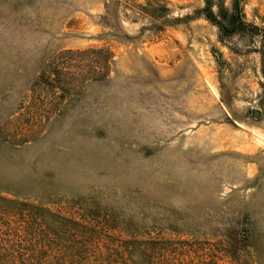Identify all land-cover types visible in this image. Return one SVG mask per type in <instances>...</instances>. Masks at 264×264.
<instances>
[{"label": "rangeland", "instance_id": "374dc122", "mask_svg": "<svg viewBox=\"0 0 264 264\" xmlns=\"http://www.w3.org/2000/svg\"><path fill=\"white\" fill-rule=\"evenodd\" d=\"M240 5L258 34L206 0H0V264H264V0ZM101 48L32 115L54 56Z\"/></svg>", "mask_w": 264, "mask_h": 264}, {"label": "trees", "instance_id": "16d2710c", "mask_svg": "<svg viewBox=\"0 0 264 264\" xmlns=\"http://www.w3.org/2000/svg\"><path fill=\"white\" fill-rule=\"evenodd\" d=\"M213 0H206L204 10L208 21L218 27L220 33L225 36L242 34H258L259 28L247 22L244 18L240 0H232L231 8L219 7L213 12ZM264 37V29L263 35ZM112 54L109 50L83 49L64 50L54 56L47 64L33 85L34 99L30 109L32 115H42L49 118V114L59 107L60 102L71 95L80 84L88 80H101L106 77ZM264 64V53L262 54ZM264 71V69H263ZM55 89L59 94H55ZM54 98L48 100L49 95ZM43 94V95H42Z\"/></svg>", "mask_w": 264, "mask_h": 264}, {"label": "water", "instance_id": "95a60500", "mask_svg": "<svg viewBox=\"0 0 264 264\" xmlns=\"http://www.w3.org/2000/svg\"><path fill=\"white\" fill-rule=\"evenodd\" d=\"M255 115H258L259 113H258V111H255V113H254Z\"/></svg>", "mask_w": 264, "mask_h": 264}]
</instances>
